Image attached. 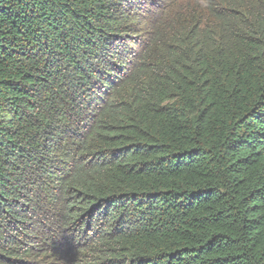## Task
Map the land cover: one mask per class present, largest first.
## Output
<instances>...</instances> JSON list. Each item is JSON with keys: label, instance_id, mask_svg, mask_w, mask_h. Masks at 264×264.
Instances as JSON below:
<instances>
[{"label": "trees", "instance_id": "16d2710c", "mask_svg": "<svg viewBox=\"0 0 264 264\" xmlns=\"http://www.w3.org/2000/svg\"><path fill=\"white\" fill-rule=\"evenodd\" d=\"M140 9L0 0V264H264V0Z\"/></svg>", "mask_w": 264, "mask_h": 264}, {"label": "rangeland", "instance_id": "374dc122", "mask_svg": "<svg viewBox=\"0 0 264 264\" xmlns=\"http://www.w3.org/2000/svg\"><path fill=\"white\" fill-rule=\"evenodd\" d=\"M139 1H141L142 4H144V6L147 7V9H146V11L145 10L142 11V9H140L138 11V13L142 12V15L140 16V21L138 22V23H142V24H140V25L138 23L133 24L135 27L134 29H139V31L137 33H134V34H129V38L131 40H133V38H138L143 33L144 28L147 26L145 23V19L148 17V15L153 11L155 13H157V12L160 13L161 9L164 8V6L166 5V0H139ZM145 1L147 3H145ZM142 17H145V19L141 22ZM129 43H131L130 40H129Z\"/></svg>", "mask_w": 264, "mask_h": 264}]
</instances>
